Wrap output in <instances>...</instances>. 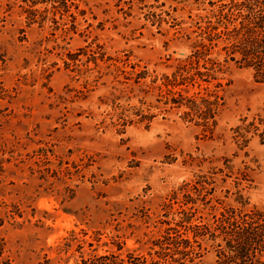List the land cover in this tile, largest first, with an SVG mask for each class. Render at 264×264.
I'll return each instance as SVG.
<instances>
[{
	"label": "rangeland",
	"instance_id": "obj_1",
	"mask_svg": "<svg viewBox=\"0 0 264 264\" xmlns=\"http://www.w3.org/2000/svg\"><path fill=\"white\" fill-rule=\"evenodd\" d=\"M240 1L0 0V264H215L264 213V81L179 69Z\"/></svg>",
	"mask_w": 264,
	"mask_h": 264
},
{
	"label": "trees",
	"instance_id": "obj_2",
	"mask_svg": "<svg viewBox=\"0 0 264 264\" xmlns=\"http://www.w3.org/2000/svg\"><path fill=\"white\" fill-rule=\"evenodd\" d=\"M228 7L226 12L224 8L219 10L215 22L206 21L203 26H198L199 32L190 44L192 51L187 57L190 66L184 64L179 66V69L189 72L193 67L195 71L190 75L191 79L195 75L200 78L207 76L209 71L216 70L220 65V62L211 58L210 54L212 49L221 43L220 51L224 52L225 63L232 61L238 67L250 68L254 78L264 81V0H243ZM192 58L197 65L193 66ZM200 61L205 71L197 68ZM172 100L173 103L181 105L175 98ZM202 100L206 102L205 99ZM213 103H217L216 96ZM194 105L199 107L197 104ZM205 109L209 112L211 110L208 106H205ZM211 117L213 118L214 114ZM216 223L213 232H210L211 239L215 241L220 237L222 241L219 244L220 248L217 249L215 264H264L263 212L251 210L250 213L237 217L235 214H223ZM201 227L200 225L188 227L192 231L195 243L197 237L203 236L198 231ZM171 246L174 253H179L184 248L193 249L192 242L184 238L173 240ZM150 264L155 262L151 261Z\"/></svg>",
	"mask_w": 264,
	"mask_h": 264
}]
</instances>
